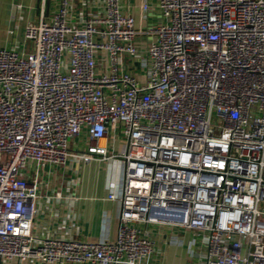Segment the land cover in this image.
<instances>
[{"label": "built area", "instance_id": "1", "mask_svg": "<svg viewBox=\"0 0 264 264\" xmlns=\"http://www.w3.org/2000/svg\"><path fill=\"white\" fill-rule=\"evenodd\" d=\"M73 4L0 49V264H150L165 226L264 264V0ZM94 159L123 165L115 238L36 235L44 171Z\"/></svg>", "mask_w": 264, "mask_h": 264}, {"label": "crops", "instance_id": "2", "mask_svg": "<svg viewBox=\"0 0 264 264\" xmlns=\"http://www.w3.org/2000/svg\"><path fill=\"white\" fill-rule=\"evenodd\" d=\"M73 15L79 2L73 0ZM87 14L98 13L96 6L103 0H86ZM151 7L147 22L160 20L157 0H147ZM57 0H0V49L29 50L32 45L23 37V28L37 21L41 15L51 16ZM130 4V12L137 16L139 0H123ZM95 5V6H93ZM142 43V34L137 36ZM121 162L94 159L88 163L71 162L44 171L40 180V202L34 223L36 235L72 236L93 242L112 240L116 236L119 206L108 200L107 194H118L124 178ZM59 193L60 197L55 195ZM156 249L150 264H203L205 244L189 231L175 227H152Z\"/></svg>", "mask_w": 264, "mask_h": 264}]
</instances>
